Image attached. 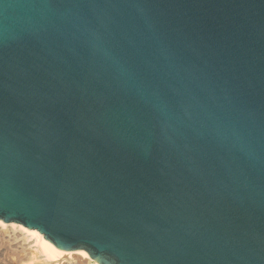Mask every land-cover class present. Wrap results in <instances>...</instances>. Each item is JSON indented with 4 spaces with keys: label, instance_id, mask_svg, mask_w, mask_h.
I'll list each match as a JSON object with an SVG mask.
<instances>
[{
    "label": "water",
    "instance_id": "1",
    "mask_svg": "<svg viewBox=\"0 0 264 264\" xmlns=\"http://www.w3.org/2000/svg\"><path fill=\"white\" fill-rule=\"evenodd\" d=\"M0 222L264 264V0H0Z\"/></svg>",
    "mask_w": 264,
    "mask_h": 264
},
{
    "label": "bare ground",
    "instance_id": "2",
    "mask_svg": "<svg viewBox=\"0 0 264 264\" xmlns=\"http://www.w3.org/2000/svg\"><path fill=\"white\" fill-rule=\"evenodd\" d=\"M1 245H7L8 254L11 257L17 256L16 259L19 258L18 256L27 258L34 254L50 261L52 264H56L55 260H57V264H99L88 256L85 251L63 252L36 229L29 230L23 225L19 223L15 224L14 222L7 223L6 225L0 222ZM63 259L66 262L61 263Z\"/></svg>",
    "mask_w": 264,
    "mask_h": 264
},
{
    "label": "rangeland",
    "instance_id": "3",
    "mask_svg": "<svg viewBox=\"0 0 264 264\" xmlns=\"http://www.w3.org/2000/svg\"><path fill=\"white\" fill-rule=\"evenodd\" d=\"M8 250V246H0V264H52L50 261H47L46 259L40 258L39 256H35L34 254L29 257H20L16 259L17 256H10ZM26 258V259H25ZM29 258V259H28ZM68 258V257H67ZM24 259V260H23ZM66 262L65 259L61 261V263ZM57 264V260H55Z\"/></svg>",
    "mask_w": 264,
    "mask_h": 264
}]
</instances>
